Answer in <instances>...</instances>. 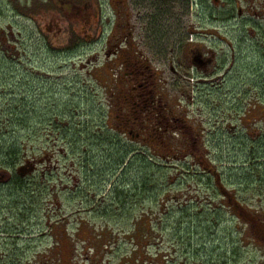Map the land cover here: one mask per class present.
<instances>
[{"label":"rangeland","instance_id":"1","mask_svg":"<svg viewBox=\"0 0 264 264\" xmlns=\"http://www.w3.org/2000/svg\"><path fill=\"white\" fill-rule=\"evenodd\" d=\"M25 9L31 12L21 15ZM84 9L93 14L83 17ZM126 20L138 22L135 32L101 15L99 0L1 2L0 264H264V241L249 226L264 221V62L250 47L224 91L189 94L173 63L162 60L170 33L148 29L145 17ZM119 36V57L128 45L149 60L166 110L183 116L181 130L195 149L182 140V152L165 160L141 137H121L122 148L111 140L110 99L130 97L115 71ZM71 41L86 46L65 52ZM59 122L81 124L83 134L103 128L111 138L89 141L82 158L85 139L72 127H52ZM123 146L159 155L155 168L135 161L115 175ZM9 151L22 160L7 168ZM47 157L51 164L25 175L27 186L17 192L18 169ZM43 176L39 188L48 192L40 195L30 185ZM146 179L147 189L140 186Z\"/></svg>","mask_w":264,"mask_h":264},{"label":"flooded vegetation","instance_id":"2","mask_svg":"<svg viewBox=\"0 0 264 264\" xmlns=\"http://www.w3.org/2000/svg\"><path fill=\"white\" fill-rule=\"evenodd\" d=\"M2 1L0 0V4ZM99 2L101 15L112 14L120 18L115 25L117 28H126L128 24L135 32L138 22L129 24L126 19L145 17L148 29L170 33L172 47L169 46L170 49L161 52L162 60L173 63L176 67L172 69L173 75L180 76L179 80L183 81L189 94L207 92L212 95L216 89L224 91V88L229 87L228 81L232 79L230 77L234 74L235 64L247 55L244 50L250 47L251 53L253 55L256 53L264 62V0H99ZM3 6L7 8V1ZM27 12L31 10L25 9L20 14L24 15ZM81 14L89 18L93 13L84 9ZM105 31L106 27L103 33ZM186 34L192 35L193 39L184 40ZM122 40L123 38L119 36L116 39L117 43L112 45L116 48L114 58L122 54L120 46ZM85 46L81 41H71L67 49H84ZM124 51L125 53L118 59L124 63L127 61L141 63L139 66L143 69V72L139 76H133L134 79L131 81L157 89L158 77L156 74L147 76L149 70L143 63L149 60L144 56L137 59L128 45ZM191 82H197L196 88L191 87ZM133 89L134 91L130 89V92L135 93L138 90L136 86ZM259 90L264 92V85ZM163 107H167L166 101L164 106L160 105V108L164 109ZM248 112L253 111L250 109ZM169 116L173 119L165 121L169 122V125L174 122L183 131L187 128L186 123L183 124V116L177 118L171 111ZM182 134L181 140L192 147L196 144L194 142L192 145L193 139H188L184 133ZM195 148L194 146L192 149Z\"/></svg>","mask_w":264,"mask_h":264},{"label":"trees","instance_id":"3","mask_svg":"<svg viewBox=\"0 0 264 264\" xmlns=\"http://www.w3.org/2000/svg\"><path fill=\"white\" fill-rule=\"evenodd\" d=\"M74 49V48H73ZM68 50L72 49H67L65 52ZM80 50V49H77ZM73 51V50H72ZM146 67H148V75L147 76H154L155 73L153 72L150 63L149 62H143ZM141 64V63H139ZM137 63L133 62H122L121 65L115 69V71L118 73L122 72L121 78H125V80L129 83L130 88L128 89L130 97L125 95V100L120 99V98H115V99H110V108L108 110V115H107V126L111 124V131H114L117 137H112L107 134L103 128H100L99 130L93 129V130H86V134L80 132L79 126L81 124H73L68 123L66 125H61L62 123L59 122L58 124H53L52 127L56 126L57 130L59 132L66 133L69 127H72V131L75 132L77 135L80 136L81 140L83 138L85 139V150L83 151L82 158H85L88 156L89 153V146L92 145V143H89V141L92 142H99L98 139H103V138H108L111 140L116 139V146L121 147L123 145L122 138H137L141 137L143 142L145 143L143 147L150 146L151 149L154 150H160L162 151L163 157H165V160H168L170 156V152H182L183 146L185 145L182 144V140L179 141L177 140L180 135L183 133L181 128H178V125L174 122L168 124L169 120H173L169 116V111L166 110V108L162 109L160 108V105L164 106L165 100L163 99V96L158 94V91L155 87L153 86H147L143 83H138L136 84L134 81L132 82L131 80L134 79L133 76H139L142 72L143 69H141V66H139ZM103 68H100L98 73H103ZM112 70V69H111ZM97 72V71H96ZM136 86L138 90L136 92L139 93H134L130 92V89L134 91L133 87ZM137 97V98H136ZM118 111L115 117H113L112 111ZM173 113V112H172ZM173 116L175 114L173 113ZM69 117V115H68ZM176 117V116H175ZM178 118V117H177ZM176 120V119H175ZM115 125V126H114ZM100 136V138H99ZM172 136H176V139L172 140ZM130 143L132 142L131 140L127 139ZM98 143H96L97 145ZM128 146V145H126ZM123 149H126L125 153H121V148L119 149L118 156L115 160L114 163V173L115 175L125 171V167L129 163H133L135 161H139L143 165H147L148 167L155 168V165L153 162H156L159 160L158 156L159 155H152L151 157L149 154H140L142 151L141 150H136L135 148H127L123 146ZM79 151V150H78ZM131 158L130 161L128 159ZM4 159H7L9 164L7 168H10L9 166L15 165L17 162H21L22 158L21 156L17 155L14 151H9ZM51 158V157H49ZM151 158V159H150ZM157 159V160H155ZM151 160V162H149ZM86 163L90 164L89 161H86ZM5 164H3V167ZM86 169H89L88 167L85 166ZM21 169V168H20ZM18 169V171L20 170ZM17 171V175L15 176V179L13 180V187H17V192L23 191V189L27 186L25 184V179L23 180L24 177H22L19 172ZM36 173V171L34 172ZM32 173V174H34ZM31 173L29 175H32ZM28 175V176H29ZM46 177L43 176L40 177V182H37L36 180L32 182V185L30 186H35L36 188V193L38 194H44L47 191L48 188H39V183L40 184H45L46 181H44ZM154 182V180H153ZM109 185H110V180H109ZM151 185V179H146L144 180L140 186L143 188H148ZM154 188H157L156 186H153ZM113 188V187H111ZM136 190V189H135ZM114 192L116 191L117 196L121 193L118 189H114ZM227 196V193H224ZM239 211V207H236ZM243 218L246 217L245 213L241 215ZM249 226L253 233L255 234L254 236L259 237V240L262 242L264 241V221H249Z\"/></svg>","mask_w":264,"mask_h":264},{"label":"water","instance_id":"4","mask_svg":"<svg viewBox=\"0 0 264 264\" xmlns=\"http://www.w3.org/2000/svg\"><path fill=\"white\" fill-rule=\"evenodd\" d=\"M34 166L33 165H27L25 167H22L20 170H19V174L24 177L27 173H32L34 172Z\"/></svg>","mask_w":264,"mask_h":264}]
</instances>
